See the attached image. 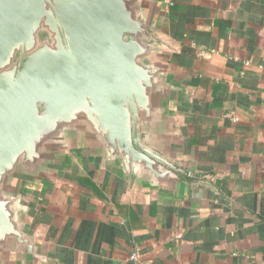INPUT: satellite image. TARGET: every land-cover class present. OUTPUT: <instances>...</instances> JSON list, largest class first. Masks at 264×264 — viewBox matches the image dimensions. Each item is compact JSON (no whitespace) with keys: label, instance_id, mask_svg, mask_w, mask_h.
Instances as JSON below:
<instances>
[{"label":"crops","instance_id":"1","mask_svg":"<svg viewBox=\"0 0 264 264\" xmlns=\"http://www.w3.org/2000/svg\"><path fill=\"white\" fill-rule=\"evenodd\" d=\"M172 2L160 5L167 61L186 94L166 146L211 186L138 184L81 149L33 186L29 222L49 258L11 264H264V0Z\"/></svg>","mask_w":264,"mask_h":264},{"label":"water","instance_id":"2","mask_svg":"<svg viewBox=\"0 0 264 264\" xmlns=\"http://www.w3.org/2000/svg\"><path fill=\"white\" fill-rule=\"evenodd\" d=\"M161 1L0 0V264L49 258L29 222L33 186L81 149L138 184L211 186L167 150L186 88Z\"/></svg>","mask_w":264,"mask_h":264},{"label":"built area","instance_id":"3","mask_svg":"<svg viewBox=\"0 0 264 264\" xmlns=\"http://www.w3.org/2000/svg\"><path fill=\"white\" fill-rule=\"evenodd\" d=\"M166 2H167L168 4H173L172 0H166ZM233 119H236V118L233 117ZM189 175H191V173H189ZM263 189H264V188H263ZM138 257H139V251H138L137 249L133 250L132 253H131V255H130V258H131L132 260H137Z\"/></svg>","mask_w":264,"mask_h":264}]
</instances>
